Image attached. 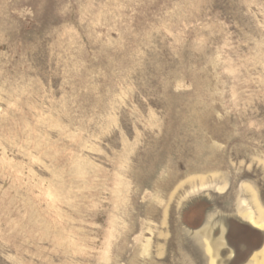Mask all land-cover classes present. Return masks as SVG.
<instances>
[{
    "label": "rangeland",
    "instance_id": "374dc122",
    "mask_svg": "<svg viewBox=\"0 0 264 264\" xmlns=\"http://www.w3.org/2000/svg\"><path fill=\"white\" fill-rule=\"evenodd\" d=\"M263 243L264 0H0V264Z\"/></svg>",
    "mask_w": 264,
    "mask_h": 264
},
{
    "label": "crops",
    "instance_id": "0c3cea01",
    "mask_svg": "<svg viewBox=\"0 0 264 264\" xmlns=\"http://www.w3.org/2000/svg\"><path fill=\"white\" fill-rule=\"evenodd\" d=\"M264 245V243L262 244V246ZM262 246L260 247V249L262 248ZM255 257H257L255 264H264V246L262 248V250L255 253Z\"/></svg>",
    "mask_w": 264,
    "mask_h": 264
}]
</instances>
